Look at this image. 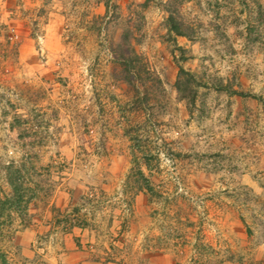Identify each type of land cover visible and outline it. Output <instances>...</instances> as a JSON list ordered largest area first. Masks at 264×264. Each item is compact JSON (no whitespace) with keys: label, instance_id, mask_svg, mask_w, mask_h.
I'll return each mask as SVG.
<instances>
[{"label":"rangeland","instance_id":"1","mask_svg":"<svg viewBox=\"0 0 264 264\" xmlns=\"http://www.w3.org/2000/svg\"><path fill=\"white\" fill-rule=\"evenodd\" d=\"M0 255L264 264V0H0Z\"/></svg>","mask_w":264,"mask_h":264},{"label":"trees","instance_id":"2","mask_svg":"<svg viewBox=\"0 0 264 264\" xmlns=\"http://www.w3.org/2000/svg\"><path fill=\"white\" fill-rule=\"evenodd\" d=\"M168 24H169V30L176 34L177 36H185L184 32H182L180 26L175 23L174 19L171 15L168 17ZM184 72L182 70L178 73V78L176 81V88L180 95H182V98H185V95L189 92L188 90V84H190V80L187 79V77H182ZM189 95V94H187ZM12 178L8 179V183L12 191H14V195L16 194L17 197H19V190L21 188L20 180L17 176V172L12 173ZM20 198V197H19ZM20 203V202H19ZM17 202V204H19ZM0 264H6V261L2 255H0Z\"/></svg>","mask_w":264,"mask_h":264}]
</instances>
